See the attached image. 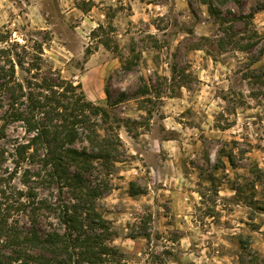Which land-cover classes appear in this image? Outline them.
<instances>
[{
	"label": "rangeland",
	"instance_id": "obj_1",
	"mask_svg": "<svg viewBox=\"0 0 264 264\" xmlns=\"http://www.w3.org/2000/svg\"><path fill=\"white\" fill-rule=\"evenodd\" d=\"M0 50L107 109L92 180L128 264L264 256V0H0Z\"/></svg>",
	"mask_w": 264,
	"mask_h": 264
},
{
	"label": "trees",
	"instance_id": "obj_2",
	"mask_svg": "<svg viewBox=\"0 0 264 264\" xmlns=\"http://www.w3.org/2000/svg\"><path fill=\"white\" fill-rule=\"evenodd\" d=\"M55 76L20 82L0 50V264H128L96 207L111 184L92 180L97 164L112 175L122 140L92 120L107 109ZM245 254L240 264H264Z\"/></svg>",
	"mask_w": 264,
	"mask_h": 264
}]
</instances>
